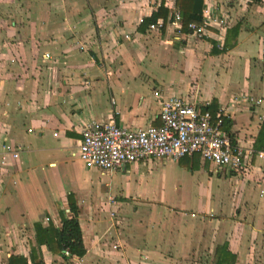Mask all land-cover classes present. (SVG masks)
Instances as JSON below:
<instances>
[{"label":"crops","instance_id":"crops-1","mask_svg":"<svg viewBox=\"0 0 264 264\" xmlns=\"http://www.w3.org/2000/svg\"><path fill=\"white\" fill-rule=\"evenodd\" d=\"M203 4L226 21L207 37L141 25L160 6L168 18L175 0H0V137L22 146L17 158L0 160V264L11 254L29 262L32 248L44 264H62L36 246L34 224L58 226L59 213L75 212L82 264H213L218 248L233 264H264V0ZM168 96L229 113L227 130L253 151L245 167L227 171L190 156L207 167V184L196 195L176 182L166 201L114 182L118 171L168 160L114 171L79 160L87 121L158 124Z\"/></svg>","mask_w":264,"mask_h":264},{"label":"built area","instance_id":"built-area-1","mask_svg":"<svg viewBox=\"0 0 264 264\" xmlns=\"http://www.w3.org/2000/svg\"><path fill=\"white\" fill-rule=\"evenodd\" d=\"M170 8L172 10L166 21L158 18L148 24V28L158 29L165 23L180 28V12L174 6ZM143 19L140 18L139 22L142 23ZM225 23L223 17L211 14L209 8L204 7L202 20L199 23L189 22L187 27L198 37H207L211 26L217 28ZM206 106L208 103L197 99L168 96L161 101L158 124L131 129L120 127L113 120H89L82 127L76 155L85 167L105 171L118 170L142 161H176L193 155H198L204 162L212 163L218 169L241 170L245 167V159L250 158L253 151L240 146L225 129L229 113L223 108L211 112ZM21 150V145L11 144L0 137L1 163L5 162L7 156L17 158ZM261 156L262 153L259 154ZM257 190L259 194L263 192L259 187ZM113 215H110L111 226L115 225ZM63 256L62 264H82L81 257L73 256L68 249L63 251Z\"/></svg>","mask_w":264,"mask_h":264},{"label":"trees","instance_id":"trees-1","mask_svg":"<svg viewBox=\"0 0 264 264\" xmlns=\"http://www.w3.org/2000/svg\"><path fill=\"white\" fill-rule=\"evenodd\" d=\"M251 3H260L261 0H247ZM204 0H175V7L181 15V30L190 32L187 25L189 22L199 23L202 20V10L204 8ZM168 12L166 8L160 6L156 12L148 18H144L141 25L155 22L159 17L164 20L167 18ZM236 36V29L227 32L226 40L223 42L221 49H225L231 43V37ZM213 47H216L213 44ZM206 109L215 112L217 109L212 106H206ZM229 120H225V129L229 127ZM264 137V122L261 124L257 141ZM60 224L57 226L52 221L46 225L40 222L34 224L36 246L46 245L48 249L55 254L60 255L63 259V251L68 249L73 256L81 257L85 253V248L82 241V234L79 222L77 220V212L73 213L70 218L65 217L63 213H59ZM217 249V258L213 264H233L234 256L225 249ZM30 264H44L42 256L36 253V249L32 248L29 254ZM27 257L18 254H11L7 259V264H29Z\"/></svg>","mask_w":264,"mask_h":264},{"label":"rangeland","instance_id":"rangeland-1","mask_svg":"<svg viewBox=\"0 0 264 264\" xmlns=\"http://www.w3.org/2000/svg\"><path fill=\"white\" fill-rule=\"evenodd\" d=\"M187 157L186 161L177 163L176 161H160L154 162L152 166L148 163H141L137 170L132 167H128L126 171H118L117 180L114 182L118 185V188L126 191L130 190V194L141 192L145 194L153 192L155 199L171 200L175 197L172 196L175 191L176 182H181V188L186 191L194 192L198 194V184L202 182L206 185V166H200V159L198 156H194L193 159ZM202 169L204 172H202ZM215 176V174H213ZM165 195L166 197H163ZM149 196V194H148ZM196 198L190 197V200ZM185 200V198H183ZM189 207H194L195 204H189Z\"/></svg>","mask_w":264,"mask_h":264}]
</instances>
